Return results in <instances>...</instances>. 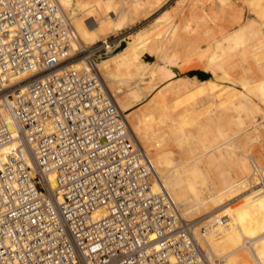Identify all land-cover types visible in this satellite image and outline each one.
<instances>
[{"label":"built area","instance_id":"2783aa9c","mask_svg":"<svg viewBox=\"0 0 264 264\" xmlns=\"http://www.w3.org/2000/svg\"><path fill=\"white\" fill-rule=\"evenodd\" d=\"M120 45L81 43L59 0H0V264H219L97 67Z\"/></svg>","mask_w":264,"mask_h":264},{"label":"bare ground","instance_id":"6f19581e","mask_svg":"<svg viewBox=\"0 0 264 264\" xmlns=\"http://www.w3.org/2000/svg\"><path fill=\"white\" fill-rule=\"evenodd\" d=\"M166 1L59 0L78 40L87 47L154 15ZM188 1L184 28L175 20L169 22L173 17L165 12L129 41L123 40L126 47L121 51L99 59L97 67L182 218L190 223L204 220L201 227L193 225L202 249L219 264H264V149L253 150L254 143L263 142L264 119L259 121L258 114L264 112V78L258 83L252 79L264 73V0H241L257 20L246 19L240 11L235 14L232 0ZM224 14L234 22L218 39L216 30L222 28L216 18ZM191 31L193 45L186 38ZM164 40L165 55L148 67L144 52L155 51ZM203 42H211L214 50L203 69L211 70L212 76L178 75L176 48L201 49ZM170 49L175 50L168 53ZM146 68L151 69L144 74ZM33 74L23 71L16 81ZM143 102L147 103L132 111Z\"/></svg>","mask_w":264,"mask_h":264},{"label":"rangeland","instance_id":"374dc122","mask_svg":"<svg viewBox=\"0 0 264 264\" xmlns=\"http://www.w3.org/2000/svg\"><path fill=\"white\" fill-rule=\"evenodd\" d=\"M177 1L178 0H167L166 1V3L164 4V6L161 8V9H159L157 12H155L154 13V15H152V16H148V17H145V18H142V19H140V20H138L137 22H135L132 26H128L127 28H125L124 30H122L121 32H117V33H111V34H109L108 35V37H106V39L107 38H109V37H111V38H113V36L115 35V36H118V41H121V45L115 50L116 52L118 51H121L122 50V48L123 47H126V42L125 41H123V40H128L129 41V39H128V37L130 36V35H132V34H134L135 32H137V31H139V30H141V29H143V28H145V27H148L150 24H152V23H154L158 18H160L161 16H163L164 14H165V12H167V13H169V15H170V17L172 18V19H170V21L169 22H173L174 20H175V22L177 23V26H178V28H180L181 27V29L182 28H184V24H185V22H184V20L182 19V15H183V13H184V11L186 10V6H188V3H189V1L187 0V1H184V2H182V1H180L179 3H177ZM182 2V3H181ZM188 2V3H187ZM232 2L233 3H235L234 4V6L236 7V12H235V14H237L238 13V11H240V12H242V14H244V16L246 17V19H256L255 17H254V14L252 13V8L250 7L249 8V6H247V4H244L241 0H232ZM177 3V4H176ZM185 4V5H184ZM187 4V5H186ZM185 6V7H184ZM171 13H170V12ZM226 15V16H225ZM169 17V18H170ZM225 17H226V19H225ZM232 16L229 14V15H227V14H224V16L223 17H218V18H216V22H217V24H219L218 26L220 27V28H222V29H217L216 30V37L218 38V39H222V38H224L223 36L225 35L226 36V34H227V32L225 31V29L226 30H228L229 29V27L233 24V20H232V18H231ZM157 18V19H156ZM181 18V19H180ZM219 19V20H218ZM232 20V21H229V20ZM181 20V21H180ZM182 20H183V24H182ZM257 20V19H256ZM218 21H219V23H218ZM263 21V20H262ZM224 22V23H223ZM264 22V21H263ZM230 23V24H229ZM232 23V24H231ZM181 25V26H179V25ZM183 25V26H182ZM193 27H195V26H193ZM191 30H192V28H191ZM220 30H223V32H221ZM186 38H187V40L189 41V43L190 42H192L191 44L193 45V44H195L194 42H195V38H194V36H193V32L191 31V34H189V35H187L186 36ZM190 39V40H189ZM101 41H103V40H101ZM187 41V42H188ZM165 40L163 41V42H160L159 44H158V49H156L155 51H153V52H149V51H145L144 52V55H143V60L144 61H146L147 63H149V61H150V63H149V66L148 67H150V66H153L154 64H155V62L156 61H158L159 60V58L160 57H162V55H165V50H166V48H167V43H165ZM211 43V42H210ZM210 43H208V42H206V43H201V49H196L195 47H190L191 48V50H190V48H188V49H185L184 47L182 48V47H178V48H176L177 50H178V60L176 61V63H174V64H176L177 66H175L176 67V71H178L179 72V74H182V75H184L185 77H188L189 75H186V74H188V72L189 71H191V70H202V71H204L203 69L206 67V68H208V64L206 65V63H208V56L209 55H211L212 54V52L214 51H212V44H210ZM190 44V45H191ZM209 44V45H208ZM161 45H162V50L163 51H161ZM165 45V46H164ZM211 45V46H210ZM208 46V47H207ZM212 49H211V48ZM172 49V48H171ZM169 50L168 51V53H172L174 50ZM209 49H211V50H209ZM176 50V51H177ZM180 50V51H179ZM209 50V51H208ZM200 51V52H199ZM212 51V52H211ZM182 53V54H181ZM201 53V55H199ZM202 53L204 54V55H206V56H204V55H202ZM206 53V54H205ZM111 54V53H110ZM110 54H108L107 56H105V57H103V58H106V57H109L110 56ZM223 53H221V55H222ZM224 56V55H223ZM159 57V58H158ZM222 58V57H221ZM249 58L251 59V56H249L248 57V59L246 58V60H247V63L248 62H251L250 60H249ZM155 61H154V60ZM156 59H158V60H156ZM101 60V59H100ZM99 60V61H100ZM153 61V62H152ZM153 64V65H152ZM152 68V67H151ZM151 68H146V70H145V72H144V74H146L147 72H148V70L149 69H151ZM206 68H205V70H206ZM211 70H208V71H206L207 73H209V77H211L212 76V74H211V72H210ZM257 75L259 74V73H256ZM253 76V80L255 79L257 82L256 83H258V81H262V79L264 78V73H260L258 76ZM195 77V76H194ZM194 77H191V76H189L188 78H193L194 79ZM197 77V76H196ZM255 77V78H254ZM252 80V81H253ZM134 82H135V80H134ZM156 82H159V80L158 79H156ZM255 83V84H256ZM133 85H134V83H133ZM160 85V84H159ZM230 87H232V85H230ZM234 87V86H233ZM111 89V88H110ZM115 91V90H114ZM122 96V94H119V98ZM253 99L255 100L256 98L253 96ZM259 100V99H258ZM257 99L255 100L256 102H259ZM147 102H143L142 104H139V105H135L134 106V110H132V111H135L136 109H138L139 107L141 108V105H144V104H146ZM262 106V109H263V111H264V104H262L261 105ZM143 107V106H142ZM139 108V109H140ZM264 112H261L260 113V115L258 114V118H259V121H262L263 119H264V114H263ZM231 114V113H230ZM232 114H236V112L234 113V112H232ZM261 114H263V115H261ZM262 117V118H260V117ZM262 119V120H261ZM263 138H262V144H258V143H254L253 144V150H254V152L255 153H261L262 151H263V149H264V132H263V134H260ZM263 145V146H262ZM261 155V154H260ZM261 158L263 159L264 158V155L262 154L261 155ZM264 160V159H263ZM198 223V224H197ZM204 223V220H198V221H196V222H194V223H192V225H194L195 224V226H194V229L195 228H197V227H201V225Z\"/></svg>","mask_w":264,"mask_h":264},{"label":"trees","instance_id":"16d2710c","mask_svg":"<svg viewBox=\"0 0 264 264\" xmlns=\"http://www.w3.org/2000/svg\"><path fill=\"white\" fill-rule=\"evenodd\" d=\"M199 72H205V71H202V70H191V71H189L188 72V74H186V75H189V76H194L195 74H197V73H199ZM178 75H181V74H179V72L177 73ZM208 74V77H206V78H204V79H207V78H209V73H207Z\"/></svg>","mask_w":264,"mask_h":264},{"label":"crops","instance_id":"0c3cea01","mask_svg":"<svg viewBox=\"0 0 264 264\" xmlns=\"http://www.w3.org/2000/svg\"><path fill=\"white\" fill-rule=\"evenodd\" d=\"M194 76H197V77H199L200 79H204V78L208 77V74H207V72L205 71V72H199V73L195 74Z\"/></svg>","mask_w":264,"mask_h":264}]
</instances>
